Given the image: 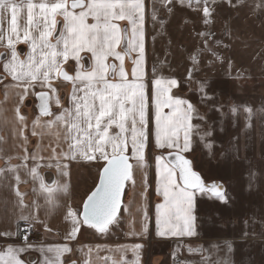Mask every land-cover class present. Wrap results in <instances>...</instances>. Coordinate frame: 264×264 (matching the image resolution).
<instances>
[{
    "label": "snow or ice",
    "instance_id": "obj_1",
    "mask_svg": "<svg viewBox=\"0 0 264 264\" xmlns=\"http://www.w3.org/2000/svg\"><path fill=\"white\" fill-rule=\"evenodd\" d=\"M161 2L171 4L172 0ZM179 2L184 4L185 0ZM193 2L198 10L202 8L203 23L211 24L214 8L209 5L215 3V0H187L190 7ZM145 20V0H0V44L6 41L7 48L5 54H0L3 68L0 80L10 77L11 82L5 83V91L12 89L18 94L15 112L21 125L19 134L23 136V128L27 127V119L21 114L20 106L26 97L34 95L38 100L39 112L32 122V134L37 135V127L42 130H52L55 127L57 147L60 148L58 152L57 147H52L51 155L43 157L38 144L29 153L26 147L27 137H24V144L21 145L23 155L19 156L22 163L0 168V178L13 173L19 184V170L23 169L33 181L39 180V190L45 194L47 204L55 206L53 192H66L68 186L66 183L55 187L46 184L38 172L42 162L44 166L56 167L60 176L69 174L71 161L80 159L104 162L98 183L83 201L82 209L68 207L65 216V220L70 223V231L65 236L68 241L76 239L82 226L105 233L120 222L126 183H135L134 167H147L145 154L153 141L157 148L166 150V155L156 157V191L162 196V203L156 205L154 214L156 236L193 237L198 234L195 215L197 192H208L224 203L229 199L223 184L213 182L206 185L185 155L193 149L194 138L198 137L204 142L213 135L214 127L223 131L222 124L226 118L224 106L213 104L219 119L209 124L205 131L201 124L193 122L205 120L196 105L172 93V89L179 87L181 83L175 77L157 75L151 81L149 96V85L145 82L143 68ZM152 20H156L155 9L152 10ZM121 21L126 22L124 27H121ZM160 23L163 27L165 21ZM198 35L206 40L214 34L205 31ZM21 42L29 49L23 56L17 50V44ZM216 44H221V41L217 40ZM121 46L123 52L117 50ZM208 51L222 59L218 52L212 49ZM133 52L137 53V58L129 79L124 56ZM82 53L85 55H81ZM110 57L118 60L119 64L109 63ZM191 59L193 66L188 70L189 78L197 70V57L193 55ZM69 60L76 65L71 73L64 67ZM155 73L154 69V75ZM60 80L72 84L66 107L61 105L60 98L55 95L57 89L53 81ZM207 83L200 82L201 102L215 100V95L207 92ZM37 87L42 90L36 92ZM53 101L56 106L61 107L59 113L52 111ZM238 107L231 106L233 117L236 116ZM243 108L247 116L246 128H250L252 109L248 105ZM42 117L50 119L42 120ZM233 123L235 124V120ZM40 134L43 135V131ZM0 141H3L2 137ZM233 142L238 144L236 138H233ZM64 143L67 144L66 149L63 147ZM213 143L214 141L204 144L209 152ZM2 151L0 148V152ZM236 152L238 154V147ZM7 159L11 160L12 157ZM131 159H134L135 165L129 162ZM29 160L32 161L31 167L28 165ZM246 175L249 180L248 190H251L258 173L250 170ZM147 187L145 173V191L141 193L142 197H145ZM15 192L17 200L14 206L18 209L15 231H0V238L18 237L23 243L0 247V264H26L21 255L29 250L43 254L39 264H63V254L72 252L68 243L47 247L29 243L30 229L39 218L34 212L26 214L28 206L24 204V194L18 189ZM32 207L39 209L40 205L33 202ZM149 219L144 210L139 231L131 234L140 237L148 235ZM22 222L24 227H21ZM244 225L242 237L246 238L249 235L247 219ZM224 245L229 254L226 257L218 255L219 244L213 243L208 249L202 245H188L190 254L207 251L208 255L199 262L185 261L184 264H233L230 258L234 251L233 242L225 240ZM117 247L130 248L135 256L130 264H139L142 244ZM46 253H53L54 257H49ZM214 254L216 259L212 260ZM72 264L76 262L73 261ZM113 264L129 262L121 260L114 261Z\"/></svg>",
    "mask_w": 264,
    "mask_h": 264
},
{
    "label": "rangeland",
    "instance_id": "obj_2",
    "mask_svg": "<svg viewBox=\"0 0 264 264\" xmlns=\"http://www.w3.org/2000/svg\"><path fill=\"white\" fill-rule=\"evenodd\" d=\"M209 6L214 8L212 23L205 25L202 8L198 10L194 2L191 7L187 1L184 4L179 1L151 4L150 75L145 82L149 80L151 84L157 75L179 80V87L173 88L172 93L196 105L205 120L193 122L201 124L205 131L209 124L219 119L213 104H222L226 114L223 131L214 127L213 135L204 142L194 138L193 149L185 155L205 183H222L229 199L224 203L208 192H197L198 237L184 246L202 245L208 249L213 243L219 244L218 255L226 257L229 254L224 241L231 240L233 264H264V0H215ZM161 21H165L163 27ZM205 31L214 35L205 40L198 35ZM217 40L221 44L217 45ZM208 49L218 52L222 59L213 56ZM193 55L197 57V70L189 78ZM202 81L208 82L207 92L215 95L214 101L201 102ZM148 93L150 96L151 91ZM232 105L239 106L235 117L230 111ZM244 105L252 109L250 128H246ZM213 141L209 152L204 144ZM100 169V164L77 168L74 195L78 210L95 186ZM250 170L258 176L248 190L246 174ZM126 188L127 185L125 192ZM245 219L249 235L243 238ZM182 250L188 251L161 243V264L199 262L208 255L207 251L188 254ZM215 259L214 254L212 260Z\"/></svg>",
    "mask_w": 264,
    "mask_h": 264
},
{
    "label": "crops",
    "instance_id": "obj_3",
    "mask_svg": "<svg viewBox=\"0 0 264 264\" xmlns=\"http://www.w3.org/2000/svg\"><path fill=\"white\" fill-rule=\"evenodd\" d=\"M179 1V0H172ZM187 1V0H185ZM154 2H161V0H145L146 3V20H145V59H144V79L149 77V22L150 15L149 11L151 4ZM59 19V18H58ZM121 27L126 25V22H119ZM17 50L23 56L24 53L28 52V46L24 43L17 44ZM118 51L123 52V47H119ZM7 52L6 41L0 44V54ZM81 55H85L82 53ZM137 58V53L133 52L129 55L124 56L125 70L129 74L131 79V71L133 69L134 60ZM87 63V62H86ZM109 63L119 64V61L115 58L110 57ZM66 69L71 73L75 69V62L69 60L64 65ZM0 72L3 76L2 62L0 64ZM11 78L8 77L5 81L0 83V137L3 141H0V148L3 149L0 152V168H7L9 164L18 165L22 161L19 159L20 155H23L21 145L24 144V137H27V150L29 153L36 149L39 144L41 146L40 155L48 157L51 155V148L57 147V129L54 127L52 130H42L37 127V135L32 134V122L38 115V100L34 95L26 97L23 105L20 106V112L27 119V127L23 128V136L19 134L21 125L16 117L15 108L18 103V94L12 89L5 91V83H10ZM151 89L149 80L146 82ZM56 86V93L60 100L61 105L66 107L69 103V97L72 91V84L65 81H53ZM39 87L35 89L36 92L41 91ZM47 91V89H43ZM53 95L52 93H49ZM52 111L59 113L61 107L52 103ZM50 119V117H42V120ZM15 130V131H14ZM43 131V135L40 133ZM61 133V142H62ZM63 147L66 149L67 144L64 143ZM57 151L60 148L57 147ZM130 155V153H129ZM146 168L133 169V184L129 181L126 185L125 199L123 202L124 207L121 209L120 222L110 227V230L105 233H100L95 229H91L87 226H82L80 231L77 233L76 239L68 241L65 236L70 231V223L65 220L68 207L77 209V202L74 195V183L76 180L77 168L84 165H98L103 166V161H84L75 160L69 162V169L67 176H60L56 167L44 166L41 163V167L38 172L46 184L55 187L57 184H67V191H55L52 196L55 200V206L47 204L45 194L39 190V180L33 181L30 175H28L23 169L19 170L21 176V182L16 183L13 173H7L4 177L0 178V231L12 230L15 231V220L18 214V209L14 206L17 200L15 190L18 189L20 193H23L24 204L27 207V212H34L38 216V221L33 225L35 232L29 236V243L34 246H56L68 243L72 248V252L65 253L61 257L63 264H72L73 261L76 264H113L114 261H128L129 264L135 259L134 253L130 248L118 249L117 246L127 245L131 246L134 244H142L143 247L139 251V264H161V243H167L170 247L175 246L176 249L180 246L188 250V247L184 246L186 243L194 242L197 239L198 234L193 237H158L155 234V208L156 205L162 203V196L156 191V157L166 155V150L157 148L154 141L150 144L146 150ZM12 157L8 160V157ZM130 163L135 165L134 159L130 160ZM32 161H28L29 167H31ZM145 173L147 175L148 187L145 193V197L141 196L144 192V179ZM36 189V191H34ZM197 197V195H196ZM33 202L40 205L39 209L32 207ZM197 204V198L195 200ZM197 208V206H196ZM127 209V210H125ZM147 211L149 216V234L140 237L138 235L131 234L133 231H139L141 227V221L143 219V212ZM195 215L197 216L196 212ZM43 221V223L41 222ZM197 225V221H196ZM25 225L21 223V227ZM198 233V227H197ZM23 241L20 238H0V247L7 244H22ZM101 246L97 248L96 246ZM91 249V250H90ZM183 253H189V251L182 250ZM49 257H54L53 253H46ZM43 254L36 250H29L21 255V259L26 261V264H39L42 260Z\"/></svg>",
    "mask_w": 264,
    "mask_h": 264
},
{
    "label": "water",
    "instance_id": "obj_4",
    "mask_svg": "<svg viewBox=\"0 0 264 264\" xmlns=\"http://www.w3.org/2000/svg\"><path fill=\"white\" fill-rule=\"evenodd\" d=\"M129 162H130V161H129ZM101 168H102V167H101ZM99 174H100V171H99ZM98 179H99V175H98ZM98 179H97L96 184L98 183ZM96 184H95V185H96ZM205 184H206V185H211L212 183H205ZM94 187H95V186H94ZM94 187L91 189V191L94 189ZM91 191H90V192H91ZM90 192H89V193H90ZM89 193H88V194H89ZM88 194H87V195H88ZM86 197H87V196H86ZM86 197L84 198V200L86 199ZM123 197H124V195L122 196V202H123ZM84 200H83V201H84ZM82 204H83V202H82ZM81 209H82V205H81Z\"/></svg>",
    "mask_w": 264,
    "mask_h": 264
},
{
    "label": "built area",
    "instance_id": "obj_5",
    "mask_svg": "<svg viewBox=\"0 0 264 264\" xmlns=\"http://www.w3.org/2000/svg\"><path fill=\"white\" fill-rule=\"evenodd\" d=\"M34 232H35V229H34V227L32 226L31 229H30L29 235L34 234Z\"/></svg>",
    "mask_w": 264,
    "mask_h": 264
},
{
    "label": "bare ground",
    "instance_id": "obj_6",
    "mask_svg": "<svg viewBox=\"0 0 264 264\" xmlns=\"http://www.w3.org/2000/svg\"><path fill=\"white\" fill-rule=\"evenodd\" d=\"M205 183V182H204Z\"/></svg>",
    "mask_w": 264,
    "mask_h": 264
}]
</instances>
